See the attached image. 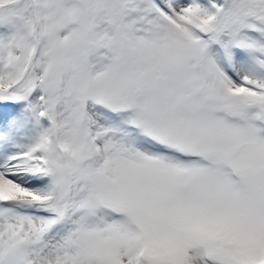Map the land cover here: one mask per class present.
I'll list each match as a JSON object with an SVG mask.
<instances>
[{"label":"snow or ice","instance_id":"obj_1","mask_svg":"<svg viewBox=\"0 0 264 264\" xmlns=\"http://www.w3.org/2000/svg\"><path fill=\"white\" fill-rule=\"evenodd\" d=\"M0 264H264V0H0Z\"/></svg>","mask_w":264,"mask_h":264}]
</instances>
